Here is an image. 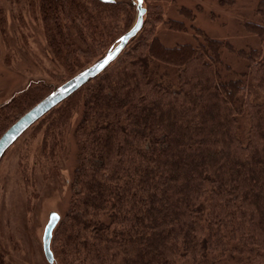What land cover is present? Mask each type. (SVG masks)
<instances>
[{
    "label": "trees",
    "instance_id": "trees-1",
    "mask_svg": "<svg viewBox=\"0 0 264 264\" xmlns=\"http://www.w3.org/2000/svg\"><path fill=\"white\" fill-rule=\"evenodd\" d=\"M28 1L70 76L135 16L131 0ZM147 9L121 54L33 124L60 149L72 125L76 143L54 252L62 264H264V0L242 23L261 45L239 49L194 24L196 42L166 45L158 26L187 31L195 11ZM223 49L247 70L234 73ZM51 89L0 106V135Z\"/></svg>",
    "mask_w": 264,
    "mask_h": 264
},
{
    "label": "rangeland",
    "instance_id": "rangeland-1",
    "mask_svg": "<svg viewBox=\"0 0 264 264\" xmlns=\"http://www.w3.org/2000/svg\"><path fill=\"white\" fill-rule=\"evenodd\" d=\"M157 1L144 0L146 8L149 3ZM258 1L236 0L233 4L222 5L217 0H159L168 17L185 19L178 11L185 5L195 11L196 18L191 23L187 21V31L172 30L160 24L158 35L169 46L194 43L197 41L191 27L194 24L211 36L230 41L237 49L260 46L259 37L248 32L242 24L244 20L257 19L255 8ZM0 12L3 18L0 23L2 109L26 89L47 84L52 86L51 92L74 75L70 76L53 57L34 4L29 5L28 0H0ZM134 15L135 20L136 9ZM222 55L234 73L247 70L246 61L236 53L223 49ZM38 124L29 127L0 160V264H62L54 252L53 237L51 247L55 259L54 262L48 261L43 248V234L50 211L56 210L62 219L68 208L76 143L72 125L66 130L65 147L60 149L61 145H54L55 137L46 134L43 124Z\"/></svg>",
    "mask_w": 264,
    "mask_h": 264
},
{
    "label": "water",
    "instance_id": "water-1",
    "mask_svg": "<svg viewBox=\"0 0 264 264\" xmlns=\"http://www.w3.org/2000/svg\"><path fill=\"white\" fill-rule=\"evenodd\" d=\"M104 2H113L115 0H101ZM136 9V17L128 30L123 32L104 52L90 65L84 67L61 84L57 85L51 92L46 94L22 115H20L5 131L0 135V160L7 149L37 120L44 114L58 105L72 93L78 90L91 78L101 73L109 64H111L125 49L129 41L139 32L144 23V16L147 11L145 2L132 0ZM61 220V214L56 210L49 213L43 234L44 253L49 262H54V253L51 247V241L55 227Z\"/></svg>",
    "mask_w": 264,
    "mask_h": 264
},
{
    "label": "snow or ice",
    "instance_id": "snow-or-ice-1",
    "mask_svg": "<svg viewBox=\"0 0 264 264\" xmlns=\"http://www.w3.org/2000/svg\"><path fill=\"white\" fill-rule=\"evenodd\" d=\"M141 3H143V0H140Z\"/></svg>",
    "mask_w": 264,
    "mask_h": 264
}]
</instances>
